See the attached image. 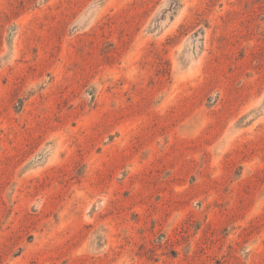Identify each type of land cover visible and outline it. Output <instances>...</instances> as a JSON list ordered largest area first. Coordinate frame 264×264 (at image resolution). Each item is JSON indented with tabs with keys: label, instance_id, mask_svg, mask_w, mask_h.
<instances>
[{
	"label": "rangeland",
	"instance_id": "rangeland-1",
	"mask_svg": "<svg viewBox=\"0 0 264 264\" xmlns=\"http://www.w3.org/2000/svg\"><path fill=\"white\" fill-rule=\"evenodd\" d=\"M0 264H264V0H0Z\"/></svg>",
	"mask_w": 264,
	"mask_h": 264
}]
</instances>
